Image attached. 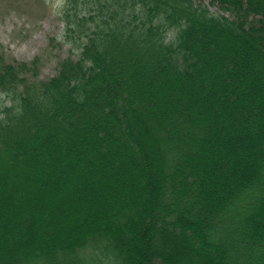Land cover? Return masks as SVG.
<instances>
[{"label":"trees","instance_id":"16d2710c","mask_svg":"<svg viewBox=\"0 0 264 264\" xmlns=\"http://www.w3.org/2000/svg\"><path fill=\"white\" fill-rule=\"evenodd\" d=\"M211 1L64 0L45 79L0 51V264H264V0Z\"/></svg>","mask_w":264,"mask_h":264},{"label":"rangeland","instance_id":"374dc122","mask_svg":"<svg viewBox=\"0 0 264 264\" xmlns=\"http://www.w3.org/2000/svg\"><path fill=\"white\" fill-rule=\"evenodd\" d=\"M201 1L213 13L228 14L211 0ZM63 4L64 0H0V51L18 60L29 61L38 56L37 76H51L61 58L76 56L71 42L64 39L60 17ZM245 153L241 148L237 157Z\"/></svg>","mask_w":264,"mask_h":264}]
</instances>
